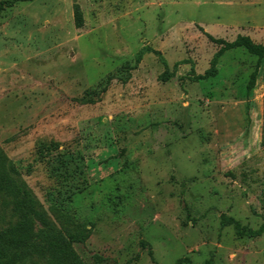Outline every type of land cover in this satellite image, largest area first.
Here are the masks:
<instances>
[{"label": "rangeland", "instance_id": "1", "mask_svg": "<svg viewBox=\"0 0 264 264\" xmlns=\"http://www.w3.org/2000/svg\"><path fill=\"white\" fill-rule=\"evenodd\" d=\"M10 1L0 0V163L80 264H264V235L221 225L264 223V58L249 93L257 59L242 48L194 80L219 49L206 34L264 45V0ZM65 155L87 185L53 213ZM10 200L0 196L1 229L15 223Z\"/></svg>", "mask_w": 264, "mask_h": 264}, {"label": "trees", "instance_id": "2", "mask_svg": "<svg viewBox=\"0 0 264 264\" xmlns=\"http://www.w3.org/2000/svg\"><path fill=\"white\" fill-rule=\"evenodd\" d=\"M15 1L28 0H11L6 4L11 6ZM206 37L219 49L214 54L205 74L194 77V80L203 81L215 77L219 59L228 51L242 48L257 59L246 85V91L249 93L255 86L258 69L264 58V45L255 44L248 37L243 36L237 37L232 42L214 39L207 34ZM156 55L159 57L158 53ZM160 60L165 65L163 60ZM104 91L105 87H103ZM261 146L264 147V137ZM78 161V159L65 155L60 157L57 162L58 166L54 173L56 177H58L57 174L63 176L61 185L64 191L56 201L51 199L53 213L65 210L61 205L57 207L56 204L62 203V200H69L74 193L81 192L86 188L87 183L83 179L84 171L80 168ZM69 176L71 180L68 179ZM0 196L11 198L9 206L12 217L15 218V223L10 224L7 228H0V264H20L32 254L36 255L38 259L45 260L44 264H80L69 244L64 243L58 235L39 201L20 178L19 173L10 164L2 162L0 163ZM3 206L4 204L1 203L0 210ZM221 225L222 227L232 226L239 237L255 239L264 235V223L257 230H250L243 228L232 219L222 217ZM73 240L75 238L71 237V241ZM180 262L182 260H179L178 263Z\"/></svg>", "mask_w": 264, "mask_h": 264}]
</instances>
